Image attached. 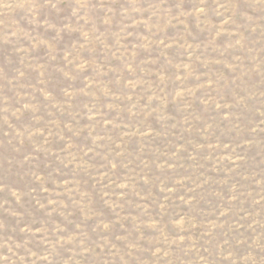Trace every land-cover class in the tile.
I'll return each instance as SVG.
<instances>
[{"label": "rangeland", "instance_id": "rangeland-1", "mask_svg": "<svg viewBox=\"0 0 264 264\" xmlns=\"http://www.w3.org/2000/svg\"><path fill=\"white\" fill-rule=\"evenodd\" d=\"M0 264H264V0H0Z\"/></svg>", "mask_w": 264, "mask_h": 264}]
</instances>
